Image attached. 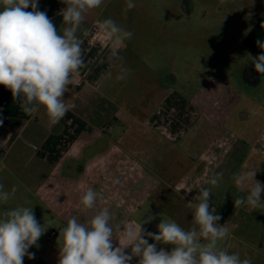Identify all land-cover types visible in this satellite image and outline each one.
Instances as JSON below:
<instances>
[{
  "label": "crops",
  "instance_id": "obj_1",
  "mask_svg": "<svg viewBox=\"0 0 264 264\" xmlns=\"http://www.w3.org/2000/svg\"><path fill=\"white\" fill-rule=\"evenodd\" d=\"M63 7L61 0H38V10L46 11L58 30L63 27L59 13ZM102 12V6L88 12L78 33L89 30L88 36H81L84 67L79 70L86 82L83 86H69L70 91L64 96L75 107L56 124L49 121L43 109L30 116L23 112L20 116L0 115L3 119L0 183L9 192L16 188L8 204H0V212L17 206H33L36 218L45 221L42 212L45 211L64 223L82 210L80 197L92 188L97 193V201L87 212L94 216L108 208L114 236H119L126 225L139 222L136 215L150 199L192 200L204 188L201 179L208 169V174L213 175L219 168L235 164L238 169L234 176L249 172L245 169L248 168L264 184L258 176L264 164V151L254 148V152L245 155V162H224L234 142L230 136L231 139H224L225 143L223 130L218 126L214 128L215 136L210 138L204 123L202 130H198L194 122L187 126L188 119L182 118H177V122L184 127L171 129L173 133L166 128L142 130L145 117L156 114L155 106L161 102L163 93L150 82L149 90L155 91L153 96L146 92L143 98L128 100L126 97L133 93L123 84L119 85L123 80H111L112 69L116 75L123 70L122 55L126 50L113 49L96 27ZM2 88L6 89L0 85V91ZM138 94L141 92L134 93ZM183 104L187 105L186 101ZM201 119L209 121L204 115ZM159 138L163 141L153 144ZM144 141L150 144L145 147ZM177 162L189 168L179 177L172 170ZM42 242L40 238L37 245ZM29 252L34 253V258L42 256L32 247ZM25 258L28 264H34V259Z\"/></svg>",
  "mask_w": 264,
  "mask_h": 264
},
{
  "label": "rangeland",
  "instance_id": "obj_2",
  "mask_svg": "<svg viewBox=\"0 0 264 264\" xmlns=\"http://www.w3.org/2000/svg\"><path fill=\"white\" fill-rule=\"evenodd\" d=\"M132 2L135 7L127 9L128 0H104L100 20L111 18L133 33L121 46L126 50L122 55L123 70L117 75L115 69L110 72L112 81L124 73L125 78L118 83L133 93L126 98H143L146 92L153 96L155 91L149 90L151 83L163 93L161 102L155 106L156 114L152 118L145 117L142 130L166 128L173 133L171 129L184 127L178 125L177 118L188 119L187 126L194 122L198 130H202L204 123L209 138L215 136L217 126L223 130V140L232 136L234 147L224 162H245V155L254 152V148L264 151V75L255 71L248 57V54L258 55L242 44L256 21L264 19V0H191L187 9L181 5L183 0ZM138 91L141 94L134 95ZM185 101L187 105L183 104ZM198 112L200 117L197 118ZM203 115L208 122L202 121ZM162 141L159 138L153 144ZM146 144L150 143L144 141L145 147ZM188 169L183 162H177L172 168L178 177ZM237 169L235 164H229L213 175L208 174V169L204 172L208 176L204 175L201 181L204 188L211 189L210 208L214 207L216 214L222 217L218 223L229 231L222 246L230 254L238 253L241 259H250L252 264H264V208L234 206V200L244 196L250 187V183L240 187L235 184ZM261 175H264V165L258 173L260 178ZM213 177L218 178L216 186L208 183ZM261 199L264 201V192ZM188 201L179 197L160 202L150 199L136 217L140 221L148 215L156 216L143 225L153 233L157 232L160 213L163 219L174 220L188 229L192 221V214L185 205ZM42 212L45 221L36 219L46 229L40 237L43 242L41 246L32 247L42 256H35L33 262L58 264L57 238L67 221L60 223ZM73 216L81 223L93 217L91 212L82 210ZM113 243L115 246L117 242ZM161 247L170 251L172 246L157 245L158 250ZM23 264H28L27 258ZM132 264H136L135 259Z\"/></svg>",
  "mask_w": 264,
  "mask_h": 264
},
{
  "label": "clouds",
  "instance_id": "obj_3",
  "mask_svg": "<svg viewBox=\"0 0 264 264\" xmlns=\"http://www.w3.org/2000/svg\"><path fill=\"white\" fill-rule=\"evenodd\" d=\"M61 2L65 5L59 12L63 27L58 30L46 11L38 10V0H0V85L11 91L13 101L18 102L24 114L30 116L43 109L52 124L75 107L64 96L84 67L81 36H88L89 30L78 33L86 14L104 4V0ZM134 7L132 0H128L126 8ZM29 8L31 11L26 10ZM96 27L113 49L133 36L111 18L98 20ZM256 43L261 54L257 57L248 54V57L255 71L264 75V42ZM124 78V73L117 76L118 80ZM255 175L252 171L234 176L238 187L250 183L245 195L234 200L235 207L264 208L261 199L264 184ZM208 183L216 186L218 178L213 177ZM15 192V187L9 192L0 183V204L7 205ZM96 201L97 193L88 188L79 205L87 211L94 208ZM211 204V189L200 188L199 194L185 204L192 214L191 227L185 229L174 220L163 219L160 213L156 233L143 227L156 218L154 215L140 219L135 225H126L119 236H114L108 208L86 223L78 222L73 216L59 230L58 264H132L134 259L136 264H252L250 259H241L238 253L230 254L222 246L229 231L218 223L222 217L214 207L210 208ZM45 230L37 221L33 206L0 212V264H23L25 256L34 259L29 249L37 245ZM113 241L117 242L115 246ZM158 244L172 247L170 251L164 247L158 250Z\"/></svg>",
  "mask_w": 264,
  "mask_h": 264
},
{
  "label": "trees",
  "instance_id": "obj_4",
  "mask_svg": "<svg viewBox=\"0 0 264 264\" xmlns=\"http://www.w3.org/2000/svg\"><path fill=\"white\" fill-rule=\"evenodd\" d=\"M262 25H264V19L259 18L242 41L244 46L257 55H260L262 50L256 41L264 42V26ZM21 112L18 102L13 101L11 91L2 88L0 91V115L20 116Z\"/></svg>",
  "mask_w": 264,
  "mask_h": 264
},
{
  "label": "built area",
  "instance_id": "obj_5",
  "mask_svg": "<svg viewBox=\"0 0 264 264\" xmlns=\"http://www.w3.org/2000/svg\"><path fill=\"white\" fill-rule=\"evenodd\" d=\"M85 82H86V78L82 74L78 73L75 76V83L74 84L76 86H83L85 84Z\"/></svg>",
  "mask_w": 264,
  "mask_h": 264
},
{
  "label": "flooded vegetation",
  "instance_id": "obj_6",
  "mask_svg": "<svg viewBox=\"0 0 264 264\" xmlns=\"http://www.w3.org/2000/svg\"><path fill=\"white\" fill-rule=\"evenodd\" d=\"M191 0H183V2H182V6H183V8L184 9H187L188 8V4H189V2H190ZM250 31V30H249ZM243 41V40H242ZM243 44V43H242ZM244 46V45H243ZM244 47H246V46H244ZM247 48V47H246ZM248 49V48H247ZM250 50V49H249ZM250 51H252V50H250ZM252 52H254V51H252ZM255 53V52H254ZM256 54V53H255ZM264 165V164H263ZM262 165V166H263ZM262 166H261V168H262ZM261 168H260V170H261ZM261 180H263L264 181V175H261Z\"/></svg>",
  "mask_w": 264,
  "mask_h": 264
}]
</instances>
